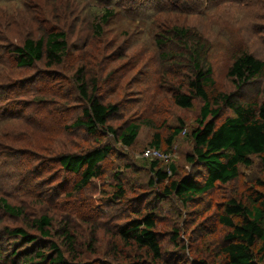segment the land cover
I'll return each instance as SVG.
<instances>
[{
	"label": "rangeland",
	"instance_id": "1",
	"mask_svg": "<svg viewBox=\"0 0 264 264\" xmlns=\"http://www.w3.org/2000/svg\"><path fill=\"white\" fill-rule=\"evenodd\" d=\"M109 9L112 14L104 22L101 16ZM175 29H188L206 42L205 60L218 93L237 91L227 75L234 55L249 52L264 62V0H0V198L23 211L11 216L0 204V253L7 257L0 264L23 259L11 262L16 239L5 234V228L20 226L37 233L31 222L41 215L52 219L45 241L61 249L71 247L74 262L222 264L229 229L218 217L227 200L245 201L260 190L264 166L252 156L250 166H239L237 179L217 183L193 201L174 195L159 199L166 182L150 183L152 160L141 152L156 140L168 155L158 166L168 169L173 164L171 179L187 174L190 134L202 106L199 98L190 108L174 103V93L185 91L191 73L188 48L177 41ZM50 31L65 32L64 61L51 67L43 62L17 67L8 49ZM79 67L89 88L96 82L100 101L118 106L108 125L119 129L140 124L131 146L104 132L94 139L82 128H68L85 106L74 80ZM241 92L264 100L260 82ZM221 113L222 119L231 111L224 108ZM174 127L181 131L168 151L165 139ZM97 141L112 146L102 162L103 175L77 190V175L61 169L56 155L84 150ZM146 212L155 216L161 253L156 260L117 235L125 221ZM260 257L258 264H264V250Z\"/></svg>",
	"mask_w": 264,
	"mask_h": 264
},
{
	"label": "trees",
	"instance_id": "2",
	"mask_svg": "<svg viewBox=\"0 0 264 264\" xmlns=\"http://www.w3.org/2000/svg\"><path fill=\"white\" fill-rule=\"evenodd\" d=\"M111 14L110 9L105 10L101 16L102 21L105 22ZM174 32L177 41L188 48L187 61L191 71L185 91L177 90L174 93V103L182 108H190L193 99L199 98L202 106L196 119L197 125L190 134L193 148L186 156L190 171L178 179H171L168 173L175 171L174 165L169 164L168 169H162L158 166L159 159H153L150 163V183L155 185L166 182L159 193L160 200L174 195L183 202H190L212 190L217 183L237 179L239 166H250L252 156H257L264 166V100L249 99L241 92L244 87L259 82L264 90V82H261V79L264 80V62L249 52L234 55L227 75L235 83L238 92L218 93L213 87L211 67L205 60L206 42L196 35H190L188 29ZM67 50L65 32L50 31L37 38L26 37L21 44L14 45L7 52L17 67H31L38 62L51 67L64 61ZM74 80L85 106L81 115L68 128H82L94 139L99 132H104L115 137L121 145L131 146L138 135L140 124L131 122L113 129L108 121L117 114L118 106L100 101L96 93V82L91 81L89 88L82 67L76 70ZM224 108L229 109L231 114L221 119ZM180 131V128L174 127L165 139L168 151ZM147 147L160 149L156 140ZM111 150L110 143L97 141L95 145L81 151H61L56 155V161L61 169L77 175L73 187L80 190L88 186L92 179L103 175L102 162ZM259 185L260 190L249 193L245 201L231 198L224 204L223 214L218 219L229 230L224 235L222 264H258L257 257L261 258L264 250V180ZM117 190L123 196L120 185ZM0 204L5 213L11 216L23 214L21 207L10 205L3 198H0ZM51 220L45 215L34 218L31 227L37 233H31L20 226L5 228V234L16 239L12 242L14 259L11 257V262L15 263L16 257L23 256L19 264H91L74 262L76 256L73 249H69L71 247L61 249L54 242L45 241L50 237ZM154 227L155 216L152 212H146L125 221L118 227L117 235L122 241L146 250L156 260L161 253ZM62 234L68 243L73 244L68 231L63 230ZM1 258L6 260L7 257L0 253ZM198 262L207 264L203 260ZM131 264L145 263L136 261Z\"/></svg>",
	"mask_w": 264,
	"mask_h": 264
},
{
	"label": "built area",
	"instance_id": "3",
	"mask_svg": "<svg viewBox=\"0 0 264 264\" xmlns=\"http://www.w3.org/2000/svg\"><path fill=\"white\" fill-rule=\"evenodd\" d=\"M141 156L146 158V159H162V158H167L168 155L163 153V151H161L158 148H154V147H146L145 149L142 150L141 152Z\"/></svg>",
	"mask_w": 264,
	"mask_h": 264
}]
</instances>
